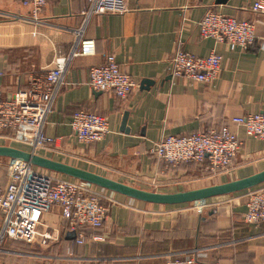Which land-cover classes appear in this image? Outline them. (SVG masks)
<instances>
[{
  "label": "crops",
  "instance_id": "1",
  "mask_svg": "<svg viewBox=\"0 0 264 264\" xmlns=\"http://www.w3.org/2000/svg\"><path fill=\"white\" fill-rule=\"evenodd\" d=\"M124 2V14L96 15L86 21L81 36L94 40L95 52L68 63L64 85L43 130L44 136L58 140L36 154L163 194L224 184L263 171L264 142L246 136L230 120L264 112V13L251 11L253 0ZM88 7L89 0H46L34 22L30 10L16 0H0V99L10 100L26 91L31 78L43 75L55 67L57 59L68 55ZM207 12L250 22L255 36L252 46L230 47L201 37L197 23ZM176 46L196 58L220 55L218 77L209 83L171 78L169 60ZM107 55L114 56L135 84L125 99L88 85L90 68L102 65ZM78 110L107 120L108 133L101 141L80 144L74 139L69 123ZM226 125L241 141L226 171L210 173L195 164L170 167L150 154L161 136ZM104 196L107 214L96 233L104 242L89 241L92 232L87 230L83 243L77 244V232L74 238L68 237L74 231L62 226L58 208L51 207L42 217L36 240L22 243V249L5 248L6 242H13L5 240L0 262L163 264L194 257L202 264H264V223H244L245 191L171 206L147 204L106 190Z\"/></svg>",
  "mask_w": 264,
  "mask_h": 264
},
{
  "label": "built area",
  "instance_id": "2",
  "mask_svg": "<svg viewBox=\"0 0 264 264\" xmlns=\"http://www.w3.org/2000/svg\"><path fill=\"white\" fill-rule=\"evenodd\" d=\"M16 1L30 10L34 22L38 21L46 4V0ZM250 9L263 14L264 0H253ZM126 11L124 0H89L83 23L75 32V41L68 55L57 59L55 67L43 75L31 78L26 91L17 92L10 100L0 99L1 142L18 144L22 150L35 154L46 146H55L58 139L44 136L43 130L59 89L64 85L67 65L73 58L92 56L95 52L94 40L81 36L86 21L92 16L124 14ZM197 26L201 37L212 38L230 47L247 49L254 43L253 25L245 20L207 12ZM220 63L218 54L196 58L176 46L169 60V75L174 79L183 77L193 83H209L218 77ZM88 85L94 91L111 92L118 99H125L135 88L113 55H107L102 65L90 68ZM230 123L242 128L246 136L264 142V112L237 116ZM69 127L80 144L99 142L108 133L105 118L83 110L72 114ZM240 145L237 135L226 125L218 130L183 136H161L150 154L166 166L195 164L215 173L230 168ZM13 162L12 167L4 172L0 169V253L5 240L32 244L39 236L43 215L51 207L58 208L63 227L77 232V244L83 243L87 230L92 232L89 241L104 242V238L96 234L107 214L104 190L66 177L57 179L53 176L55 173ZM244 207V223H264V186L245 191ZM163 264L202 263L188 257L169 259Z\"/></svg>",
  "mask_w": 264,
  "mask_h": 264
},
{
  "label": "water",
  "instance_id": "3",
  "mask_svg": "<svg viewBox=\"0 0 264 264\" xmlns=\"http://www.w3.org/2000/svg\"><path fill=\"white\" fill-rule=\"evenodd\" d=\"M144 84L149 85L150 83L149 81H146ZM0 159H8L19 163H25L44 171L81 181L99 189L110 191L112 193L119 194L139 202L153 205L171 206L202 202L210 198L246 191L264 183L263 170L247 178L227 182L224 184L173 194H163L144 191L127 186L92 172H88L62 162L54 161L13 146L0 145ZM68 237L74 238L75 232H71Z\"/></svg>",
  "mask_w": 264,
  "mask_h": 264
},
{
  "label": "rangeland",
  "instance_id": "4",
  "mask_svg": "<svg viewBox=\"0 0 264 264\" xmlns=\"http://www.w3.org/2000/svg\"><path fill=\"white\" fill-rule=\"evenodd\" d=\"M0 145H6V146H14L12 143L11 144H9V143H7V142H0ZM18 147V146H17ZM14 162L13 161H8V160H5V159H0V169L4 172L5 170H7L8 168H10V167H12V164H13ZM55 178H62V177H58L57 176V174H55V175H53ZM5 248H13V249H15V248H20V249H22L23 248V244L22 243H20L19 245L18 244H16V243H14V242H6L5 243V246H4Z\"/></svg>",
  "mask_w": 264,
  "mask_h": 264
},
{
  "label": "trees",
  "instance_id": "5",
  "mask_svg": "<svg viewBox=\"0 0 264 264\" xmlns=\"http://www.w3.org/2000/svg\"><path fill=\"white\" fill-rule=\"evenodd\" d=\"M34 169H37V170H41V169H38V168H35V167H33ZM67 178V177H66Z\"/></svg>",
  "mask_w": 264,
  "mask_h": 264
}]
</instances>
